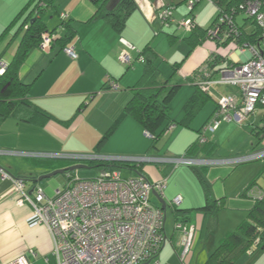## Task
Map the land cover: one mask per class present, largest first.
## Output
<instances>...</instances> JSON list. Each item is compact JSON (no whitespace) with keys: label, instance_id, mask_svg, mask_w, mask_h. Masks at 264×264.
Wrapping results in <instances>:
<instances>
[{"label":"crops","instance_id":"crops-1","mask_svg":"<svg viewBox=\"0 0 264 264\" xmlns=\"http://www.w3.org/2000/svg\"><path fill=\"white\" fill-rule=\"evenodd\" d=\"M49 1L52 2L54 15H67L74 32V38L67 48H74L77 57H70L60 45L51 46L50 49L39 46L30 50L20 67L19 77L29 86L28 98L50 113L52 118L43 125L22 122L15 117L6 119L0 125V149L55 154L184 155L197 142L199 131L209 122L216 109L217 99L223 95H240L235 88L219 85L211 87L208 93L204 92L208 100L190 124L181 125L185 107L197 91L196 83L188 80L195 70L215 53L226 54L225 60L233 64L247 61L250 58L248 53L219 50L212 40L204 41L191 51L184 40L186 34L182 38L184 50H175L176 39L171 36L175 32L168 35L167 50L160 51L153 44V36L146 21L154 18L163 0L155 3L134 0L136 8L139 9L141 5L143 11L135 8L126 18L121 32L105 17V9H113L119 0L111 2L102 10L91 0ZM30 2L0 0V62L8 64L16 55L23 34L18 32L19 28L32 11L31 15L36 14L33 7L35 2L32 0V7L27 5ZM181 2L174 3L176 8L183 4ZM25 8L27 12L21 15L23 19L12 24ZM48 11L43 17L47 30L58 29L61 35L65 34L63 28H59L61 21L52 18L45 21ZM175 37L178 38L176 34ZM148 47L156 54L163 79L170 80V85L179 86L170 104L175 126L170 130L168 128L155 150L152 147L153 140L144 127L125 113L144 73V62L140 61L143 57L139 55ZM125 50L133 58L131 65L120 60ZM223 66L224 63L220 64V67ZM263 115L264 111L260 109L243 123L222 122L215 132L207 135L214 148L199 155L223 158L264 148V139L261 144H257L253 131L261 123ZM105 136L107 138L101 142ZM224 143L229 145L225 147ZM1 157L0 167L15 177L46 174V169L31 161V166L16 168L15 163ZM263 172L264 164L253 162L237 167L214 166L198 170L148 164L142 170V174L151 182L166 181L162 198L167 208L175 210L169 203L177 197L182 198L179 209L183 215L179 218L188 228L195 226L194 243L186 264H207L225 234L236 230L246 219L256 201L251 190L263 191L262 187H255ZM35 186L45 191L41 182ZM33 189L28 183L27 191L32 197ZM156 194L160 196L158 192ZM156 194H151V204L161 207ZM153 197L157 202H152ZM207 197L222 204L216 213L203 210ZM21 199L9 181L0 179V264H8L18 258H24L31 264H57L52 254L53 239L49 230L39 223L33 207L21 202ZM165 234L167 242L156 261L158 264H180L178 254L181 251V234L176 230L171 235L166 231ZM236 264H264V250L244 255Z\"/></svg>","mask_w":264,"mask_h":264},{"label":"built area","instance_id":"built-area-1","mask_svg":"<svg viewBox=\"0 0 264 264\" xmlns=\"http://www.w3.org/2000/svg\"><path fill=\"white\" fill-rule=\"evenodd\" d=\"M161 1V0H160ZM212 3V0H208ZM163 2V1H162ZM200 0H189V11L195 9ZM165 3L158 7L156 18L162 26L174 23L173 9ZM246 16L253 19L264 31V11L260 0H247L240 6ZM61 19L67 15L60 14ZM232 15L222 11L217 23L209 29L208 36L220 39L223 24H231ZM186 34L196 26L195 15L189 14L176 23ZM233 33V31H232ZM234 34H237L234 32ZM227 37L228 34L226 33ZM54 34L43 35L41 48L50 49ZM264 45V42H263ZM132 48V47H130ZM67 54L76 58L74 48H66ZM240 53L249 52L250 59L220 69L212 78L204 75L196 85L208 93L211 87L227 86L235 88L240 95L229 94L217 99V108L209 122L202 128L199 143L207 141L206 134L213 133L222 122H245L259 108L264 109V56L255 45L237 48ZM120 60L131 65L133 58L123 51ZM140 61H143L140 58ZM8 64L0 62V75L7 70ZM172 128V127H171ZM153 139L154 137L147 133ZM13 155L24 159H66L76 164L92 162L122 163L127 167H106L98 170L94 178H81L78 171L58 188L53 197L48 196L40 186L34 187L32 197L21 178L10 174L0 167V179L9 181L13 189L21 195V202L29 203L40 224L46 226L53 239L52 254L57 264H147L155 262L167 242L165 234L166 211L151 204V194L158 192L163 197L166 181L151 182L144 175L124 178L122 170L134 171L143 165H167L173 168H210L214 166L237 167L256 161H264V148L247 154L230 157H209L167 155H103L92 154H55L0 149V156ZM88 165V164H87ZM132 166V168L128 167ZM136 168H133L135 167ZM255 199L264 198V190H251ZM174 209L182 204L177 197L169 203ZM175 230L181 234L180 264H186L192 251L195 226L188 228L182 221L175 223ZM8 264H31L18 258Z\"/></svg>","mask_w":264,"mask_h":264},{"label":"trees","instance_id":"trees-1","mask_svg":"<svg viewBox=\"0 0 264 264\" xmlns=\"http://www.w3.org/2000/svg\"><path fill=\"white\" fill-rule=\"evenodd\" d=\"M91 1L99 10H102L115 0ZM188 1L189 0H182L181 3L186 4ZM202 1L203 0H200V2L195 5V8ZM34 2V6L32 0L27 5L33 6L34 11L36 10V14L34 13V15H31L33 14L32 11L27 17L24 15L25 18L18 31L23 34L16 55L13 60L8 63L7 70L0 75V125L10 117H15L22 122L37 123L40 125L45 124L52 118L50 113L39 108L28 98L29 86L20 79L19 70L30 50L34 47H41L43 35L47 33L54 34L55 38L51 46L60 45V47L65 50L73 40L74 32L67 19H61V24L59 26V28H63V31L66 32L65 34L61 35L58 29L48 31L43 22V17L47 10L53 7L52 2L49 0H34ZM246 2L247 0H212V3L218 8V14L215 20L209 27L204 28L199 25L195 16L196 26L193 28L192 32L186 34L187 36L184 40L187 41L191 51L197 46L202 45L204 41L212 40L216 43L219 50H227L228 52L237 50V48L243 45H255L260 48L264 56V31L253 19L246 16L244 10L240 8V6L246 5ZM260 2H262V10L264 11V0H260ZM168 5L171 6L170 9H176V4L170 3ZM135 8L134 0H119L118 4L113 9H105V17L118 32H121L125 27L126 18ZM221 10L227 11L232 15V22L231 24H223L221 27L220 39H212L208 36V32L209 29L217 23ZM24 12H27V8L23 9L12 24L16 23L18 20H22L23 17L21 15L24 14ZM193 12L194 11L190 12L188 10L187 15ZM234 32L237 34H234ZM226 33L228 34L227 37L225 36ZM171 36L176 40L179 38H176L175 34ZM173 38L172 41L174 42L175 39ZM155 55L152 48L149 47L144 49L139 55V57H143L144 73L137 87L134 89L135 92L132 99L125 108V113L137 120L144 127L146 132L154 137L152 139V147L154 150L157 148L158 143L168 128L170 130L175 126L174 123H176V121L171 117L170 104L179 88L178 85H170V80L163 79ZM225 59L226 54L222 52L218 54L215 53V55L208 57L188 80L195 84L199 80L205 78L204 75L206 74L213 78L220 69L233 65V62ZM222 63H224V66L220 67ZM176 67L177 66H175V69H177ZM207 100V95L197 86L195 96L185 107V116L183 120L180 121V124L184 126L190 124L191 119ZM260 109L264 111L263 108H259L258 111ZM201 130L199 131V137ZM253 131L257 138V144H261L264 139V115L262 116L261 123L254 128ZM208 134H206V137ZM199 137L197 142L187 150V155L199 156L200 152L206 154L212 147L214 148L212 141H210L208 137L203 145L199 143ZM106 138L107 136L103 137L101 142ZM30 161L46 169V173L76 165L75 162L66 159H30ZM87 164L91 168L97 169V171L106 167H127L126 164L122 163L110 164L108 162H92ZM143 166L138 167V170L135 169L134 171L143 175ZM128 167L132 168V166ZM133 168H136V166ZM191 169L198 170L202 168ZM73 174L74 172L64 174L66 181ZM34 177L35 176L32 174H28L27 176H19L17 178L23 179L26 186L30 183L33 187H36L35 185L38 183ZM255 200L254 207L248 213L246 219L236 230L225 234L219 245L211 253L207 264H236L244 255L252 254L259 249L264 250V198ZM221 207L222 204L219 201H214L207 197L206 205L203 210L216 213ZM174 213L176 217L175 223L177 221H182L179 217L183 215V211L179 208H175Z\"/></svg>","mask_w":264,"mask_h":264},{"label":"rangeland","instance_id":"rangeland-1","mask_svg":"<svg viewBox=\"0 0 264 264\" xmlns=\"http://www.w3.org/2000/svg\"><path fill=\"white\" fill-rule=\"evenodd\" d=\"M151 3H155V1L158 0H148ZM171 1H175L173 3H178V1L180 0H163V2L168 5L170 3H172ZM160 6V5H159ZM137 10H141L143 11L142 6L140 5L139 9L136 8ZM49 10V9H48ZM47 10V11H48ZM189 10V7L186 4H180L178 6V8L173 10V15H174V23L172 26L170 27H163L161 22L156 18V15L154 16V18H148L146 21L147 24V28L149 29V32H151V36H153V44L156 45L157 47H159L160 51H165V49L167 50V46L169 47V43H168V35L172 33L176 34L178 37H180V39L176 42V44L174 45L175 50L180 48L182 51L184 50V41L182 40L183 36L186 34L185 31L182 28H178L176 23L181 22L184 18H186L188 15L187 12ZM54 9L51 8L50 11H48L47 16L45 17V21L49 20V19H53L54 21H61V17L59 14L54 15ZM218 14V8L216 5H214L213 3L209 2L208 0H203L200 4L197 5V7L194 9L193 15L196 16V20L200 23V25L204 28H207L211 25V23L215 20L216 16ZM254 21V20H253ZM134 22V21H132ZM132 24V23H131ZM50 28L52 29V26H50ZM134 31V30H133ZM164 41V42H162ZM166 46V47H165ZM171 48V47H170ZM249 54V52H246ZM249 56L251 57V55L249 54ZM165 59L168 61L169 58L165 57ZM250 59V58H249ZM243 63V62H241ZM164 69L165 66H163ZM167 69L169 70V66L167 67ZM233 122H237V121H233ZM226 123V122H224ZM238 123V122H237ZM229 144L228 143H224V146L227 147ZM1 157V156H0ZM4 157V160H8L10 162L15 163V167H25V166H31L30 160L24 159V158H20L17 156H13V155H8V156H2ZM1 157V158H2ZM253 163H257L259 165L264 164V161H256ZM251 164V163H248ZM98 171L95 168H89V169H82L78 171V174L81 178H94L96 177ZM137 172L136 171H131L128 169H123L122 170V176L124 178H128V177H136ZM260 182L258 185H255L256 188L262 187L264 190V172L263 174L260 176ZM66 180V177L64 175H59V176H55L46 180H43L41 182V184L43 185L47 195H49L50 197H53L54 192L58 189L61 188L64 184ZM152 202H157L156 198L153 197ZM175 210H172V208H167L166 212H167V220L165 223V231L167 232V234L171 235L173 232H175ZM256 254H259L256 253Z\"/></svg>","mask_w":264,"mask_h":264},{"label":"water","instance_id":"water-1","mask_svg":"<svg viewBox=\"0 0 264 264\" xmlns=\"http://www.w3.org/2000/svg\"><path fill=\"white\" fill-rule=\"evenodd\" d=\"M91 168L89 165L87 164H76V165H73V166H69V167H66V168H62V169H58V170H54L52 172H49V173H46V174H41L40 176H36L34 174V178L36 179V182L39 183V182H42L43 180H46V179H49V178H52V177H55V176H59V175H64L68 172H76V171H79V170H82V169H89ZM33 175V174H32ZM153 194H156V192H153ZM157 198H158V201L161 205V208L166 211L167 210V203L166 201L159 195H157Z\"/></svg>","mask_w":264,"mask_h":264}]
</instances>
